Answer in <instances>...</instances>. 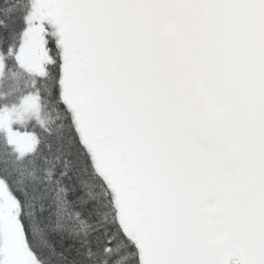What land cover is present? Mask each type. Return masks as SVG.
<instances>
[{
    "label": "snow or ice",
    "instance_id": "snow-or-ice-1",
    "mask_svg": "<svg viewBox=\"0 0 264 264\" xmlns=\"http://www.w3.org/2000/svg\"><path fill=\"white\" fill-rule=\"evenodd\" d=\"M0 264H264V0H0Z\"/></svg>",
    "mask_w": 264,
    "mask_h": 264
}]
</instances>
